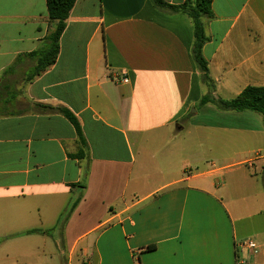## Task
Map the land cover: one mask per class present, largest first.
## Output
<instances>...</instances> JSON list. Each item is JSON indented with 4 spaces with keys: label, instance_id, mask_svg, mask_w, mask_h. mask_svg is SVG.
<instances>
[{
    "label": "crops",
    "instance_id": "obj_1",
    "mask_svg": "<svg viewBox=\"0 0 264 264\" xmlns=\"http://www.w3.org/2000/svg\"><path fill=\"white\" fill-rule=\"evenodd\" d=\"M212 11L213 98L264 87V0ZM53 28L46 0H0V264H264L263 117L212 104L196 114L227 121L190 117L210 93L192 20L151 0H77L55 63L15 84ZM60 108L82 125V159Z\"/></svg>",
    "mask_w": 264,
    "mask_h": 264
},
{
    "label": "trees",
    "instance_id": "obj_2",
    "mask_svg": "<svg viewBox=\"0 0 264 264\" xmlns=\"http://www.w3.org/2000/svg\"><path fill=\"white\" fill-rule=\"evenodd\" d=\"M77 0H46L47 12L49 22L53 25V30L50 31L46 38L44 46L26 54L25 57L31 58L36 62V66L31 71L28 80L45 72L51 65H53L58 57L60 50V39L64 33L70 13L74 8ZM153 6L162 11H169L176 14L187 15L193 23L194 29V44L192 48V57L196 64L201 79L210 90V93L204 96L200 105L212 104L222 111L244 112L252 111L260 114L264 122V87H247L239 96L230 101H220L213 98L211 91L214 88L213 81L209 75L208 62L203 55L204 45L209 41V37L205 32V21L213 19L212 2L213 0H186L185 3L174 6L170 5L164 0H151ZM19 56L16 63L21 59ZM11 72V68L4 72L2 79L5 75ZM59 111L72 123L78 135L79 152L77 158L82 159L87 149V141L84 136L82 125L79 119L69 110L60 108ZM84 188V186H81ZM76 200L73 205L68 209L62 219L67 221L73 211L78 206L80 200ZM44 234L41 231H31L26 234ZM48 233V232H46Z\"/></svg>",
    "mask_w": 264,
    "mask_h": 264
},
{
    "label": "rangeland",
    "instance_id": "obj_3",
    "mask_svg": "<svg viewBox=\"0 0 264 264\" xmlns=\"http://www.w3.org/2000/svg\"><path fill=\"white\" fill-rule=\"evenodd\" d=\"M25 72H20L19 74L13 76L12 80L13 82H15V84L17 83L19 86H21L22 82H24V80L29 78L30 74L28 76H24ZM25 78V79H24ZM11 83V82H10ZM204 106V105H203ZM202 105L201 106H197V107H192L191 109V114H190V117H192V119L195 121V122H204V123H209V124H216V123H223L227 120H221V119H218L214 114H205V115H202V114H196L197 110L200 109L201 107H203ZM216 107V106H215ZM217 108V107H216ZM140 159L138 158V161L135 165V172H139V169H140ZM135 175H137L135 173ZM51 234H58L59 235V231H55L53 230L52 232L50 231ZM55 249V247H53ZM16 264H19V259H18V262Z\"/></svg>",
    "mask_w": 264,
    "mask_h": 264
},
{
    "label": "built area",
    "instance_id": "obj_4",
    "mask_svg": "<svg viewBox=\"0 0 264 264\" xmlns=\"http://www.w3.org/2000/svg\"><path fill=\"white\" fill-rule=\"evenodd\" d=\"M128 81H129L128 78H123L122 79L123 83H128ZM240 247L242 249H249L251 251H256V249H257L256 243L254 241H252V240H247V241L241 243ZM241 264H243V262H241Z\"/></svg>",
    "mask_w": 264,
    "mask_h": 264
}]
</instances>
